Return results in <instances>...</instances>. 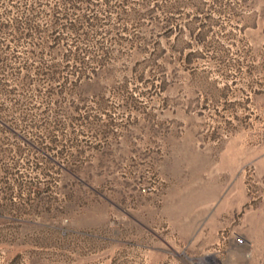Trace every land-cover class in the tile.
<instances>
[{"label": "rangeland", "instance_id": "obj_1", "mask_svg": "<svg viewBox=\"0 0 264 264\" xmlns=\"http://www.w3.org/2000/svg\"><path fill=\"white\" fill-rule=\"evenodd\" d=\"M46 1L0 34V264H264V0Z\"/></svg>", "mask_w": 264, "mask_h": 264}, {"label": "trees", "instance_id": "obj_2", "mask_svg": "<svg viewBox=\"0 0 264 264\" xmlns=\"http://www.w3.org/2000/svg\"><path fill=\"white\" fill-rule=\"evenodd\" d=\"M17 1L18 0H0V34L5 33L7 30H11L15 38L20 39L21 37L25 38L28 35L43 31L40 30L38 20L42 14L46 13L50 3L46 0H28L24 4L25 8L22 11L23 15L15 16L12 13Z\"/></svg>", "mask_w": 264, "mask_h": 264}]
</instances>
